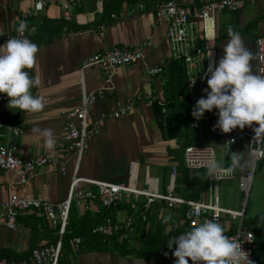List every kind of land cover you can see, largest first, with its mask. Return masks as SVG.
<instances>
[{"label": "crops", "instance_id": "1", "mask_svg": "<svg viewBox=\"0 0 264 264\" xmlns=\"http://www.w3.org/2000/svg\"><path fill=\"white\" fill-rule=\"evenodd\" d=\"M35 1L38 0H0V32L6 34L22 28L37 43L35 48L22 49L14 39L0 41V73L8 66L19 71V74H26L17 91L8 95L5 106L0 109V123L10 124L13 120L17 109L12 111L10 103L14 95L25 99L26 106L18 116L17 125L23 131L18 142L19 156L59 155L66 163V173L62 175L54 166L37 168L24 184H18L13 172L0 170V204L11 194L53 204H60L66 199L75 174V159L57 147L63 136V113L79 107L83 91H96L103 85L102 72L96 67L81 70V62L103 48L133 45L144 40L150 42L145 49L144 59L118 67L112 76V89L93 104L89 119L108 114L118 103H126L137 96L140 99L126 116L107 119L100 132L87 140L76 175L102 182L127 183L133 170L136 189H150L154 181L153 185L157 186L159 193L166 194L172 187V196L186 200L188 187L175 184V179L172 181L171 178L172 168L183 165V159L181 161L177 154L182 150V142L162 139L152 105L148 103L152 96L160 102L165 100L167 77L164 67L172 57L171 43L166 37L168 20L156 23L153 2L146 4L145 11L137 12L138 0H41L46 3L41 13L21 18L20 14ZM63 1L72 5L73 18L69 23L62 18L60 5ZM176 1L199 6L207 0ZM112 15H116L117 19ZM215 27L216 86L208 91L207 99L242 105L258 104L263 96L264 81L258 70L255 39L264 37V0L247 2L236 11L216 13ZM155 65L162 66L163 71L150 75L149 68ZM202 69L204 73L205 63ZM0 95L6 97V92ZM202 132L210 134L203 126L197 131L195 140ZM214 138L215 143L209 145L215 151L216 180L211 185L208 181L207 192L196 201L207 199L215 188L219 197L220 191H226V184L232 183L235 185V200L228 201L222 197L219 198L220 204L230 210H240L245 199L239 190V178L250 169V153L245 145H234L226 155L219 140ZM204 142L206 139L201 143ZM79 187L88 188L84 184ZM141 206L139 202L132 205V213L124 209L113 215L114 220L133 222L134 237L139 235L135 225L140 218ZM157 208L159 218L170 225L176 224L180 212L184 211L183 206L173 209L165 202H156L148 216ZM75 211L81 215L78 209L75 208ZM25 217L28 216L18 217L15 230L7 229L0 222V250H6L11 256L26 252L32 237L38 247L50 238L40 223L26 222ZM193 227L200 228L205 235H230L236 230L237 222L225 216L215 225L209 218H203ZM243 227L255 235L252 264H264V160L257 163L253 173ZM168 247L177 249L175 245ZM62 258L66 264H210L212 248L201 245L187 253L182 261L160 256L145 261L131 254L120 253L114 246L77 255L65 252Z\"/></svg>", "mask_w": 264, "mask_h": 264}, {"label": "built area", "instance_id": "2", "mask_svg": "<svg viewBox=\"0 0 264 264\" xmlns=\"http://www.w3.org/2000/svg\"><path fill=\"white\" fill-rule=\"evenodd\" d=\"M253 0H207L199 6L184 5L176 0H138L137 12L146 10V4L153 2V12L156 23L168 20L166 37L171 43L172 57L181 58L184 62L187 84V96L193 105L190 126L200 131L203 126L206 131L215 136L227 155L234 145H245L251 156V166L245 176L239 178V190L244 196L250 190L253 173L258 162L264 160V92L261 101L256 105H242L235 102H217L207 99L209 90L216 86L215 79V15L222 11H236L245 3ZM44 1L38 0L20 17L41 13L45 7ZM64 22L73 18L72 5L63 1L60 5ZM117 19L116 15H112ZM16 40L22 49L37 47L34 39L22 28L9 33L0 32V41ZM257 47L258 70L264 81V37L255 39ZM150 45L147 40L127 46L103 48L82 60L80 69L96 67L102 72L103 85L92 92L83 91L79 107L64 111L63 136L57 144L60 151L70 154L75 159V174L73 175L66 199L60 204L46 200L22 198L11 194L0 204V222L9 230L18 226V217L33 216L43 220L49 228L57 233L56 242L49 246L32 249L25 260H0V264H58L63 255V236L69 222L72 206L83 214L91 208L98 214L109 210L116 204L126 202L137 204L141 202L140 219L146 221L156 202H165L170 208L183 206V217L189 226H196L201 219L209 218L212 224L218 225L223 217L237 222L233 234H208L200 241L193 235L182 233L176 239V250L168 246L159 252V256L172 261H182L187 253L198 249L201 245L212 248L210 264H252L255 248V235L243 227L245 200L240 210H230L220 204L217 188L207 199L200 201L184 200L172 196L170 187L166 194L157 191V186L151 182L150 189L140 190L134 187L135 174L130 172L129 182L111 183L86 178H79L76 171L86 148V142L97 135L107 119H118L126 116L140 96L128 102L118 103L108 114L90 120L89 111L93 104L107 91L112 89V76L119 66L140 62L145 57V49ZM205 63L203 73L202 65ZM163 67L155 65L149 68V74L161 73ZM26 78L25 73L15 74L8 66L0 73V85L7 88L6 97L0 95V109L6 104L9 90L14 84H21ZM159 101L152 96L148 103L152 105ZM169 109L163 107L162 112ZM23 131L20 126L0 123V170L13 172L18 178V184H24L37 168L54 166L62 175L66 173V163L59 155L40 154L32 158L19 156L18 142ZM183 165L189 171L204 170L209 184L216 180V160L214 148L204 143L190 144L183 150ZM176 170L172 168L171 178L174 181ZM80 184L88 188L81 189ZM13 188V186H11ZM139 198H142L141 201ZM94 203V205H93ZM132 221L121 222L106 218L96 225L92 233L109 239L121 232L118 241L126 240L129 246L134 245L135 237ZM80 238L69 242L70 251L79 253ZM112 246V245H110ZM109 246V247H110Z\"/></svg>", "mask_w": 264, "mask_h": 264}, {"label": "trees", "instance_id": "3", "mask_svg": "<svg viewBox=\"0 0 264 264\" xmlns=\"http://www.w3.org/2000/svg\"><path fill=\"white\" fill-rule=\"evenodd\" d=\"M45 29V28H44ZM42 29L41 31H43ZM40 31V32H41ZM39 32V34H40ZM38 34V35H39ZM165 72L167 77V86L165 91V100L163 102L154 101L152 103V109L154 117L157 121V126L160 131L163 140L176 139L181 143V152L177 153L181 161L183 159V150L186 146L193 144L197 136V131L190 126V117L193 111V105L187 96V84L185 76L184 62L181 58L171 57L168 63L165 65ZM15 74H19V71L10 68ZM19 84H14L9 94L15 93ZM7 92V88L0 85V93ZM25 99L19 96H15L11 100V110L17 109L13 114V120L9 123L12 125H18V116L22 113L23 108L26 106ZM169 109L166 112H162V108ZM175 184L185 185L188 187L189 192L185 196L186 200H199L201 196L208 190V178L204 170L189 171L182 164L176 166ZM94 205V203H93ZM132 205L129 206L126 203H119L110 208L104 210L102 214H98L94 209H90L81 215H78L75 211V207L72 206L69 214V222L66 227V232L63 236V253L71 252L69 248V242L73 238H80L81 244L79 246L80 252L89 251H101L106 250L110 245L123 254H131L137 258L145 261L159 257V252L167 246L177 245L176 239L182 233H188L195 236L199 241L206 236L202 234L200 228L189 226L188 222L184 220L183 211L180 212V218L176 224H168L165 219L159 218V209L147 217L146 221L137 219L135 230L139 235L135 239L133 247L128 246L126 240L118 241L119 236L122 234L119 232L114 237L106 239L97 236L92 233L93 228L103 222L106 218H113L116 211L126 210L127 213H132ZM29 223H40L42 227L50 236L46 239L43 246H49L56 242L57 233L46 225L43 220H38L33 216L24 218ZM223 234V233H220ZM227 236L228 234H224ZM46 236V238H48ZM30 248L20 255L11 256L6 250H0V260H25L30 255L32 249L36 246L35 238H31ZM58 264H66L63 258H60Z\"/></svg>", "mask_w": 264, "mask_h": 264}, {"label": "rangeland", "instance_id": "4", "mask_svg": "<svg viewBox=\"0 0 264 264\" xmlns=\"http://www.w3.org/2000/svg\"><path fill=\"white\" fill-rule=\"evenodd\" d=\"M205 132H202V135L200 136L199 134V136H198V139H196V140H194L193 141V143H195V144H198V143H201V142H203V141H205V139H206V142H204V144H207V145H209L210 143L212 144V143H215V138H214V136H212V135H210V134H204ZM201 139V140H200ZM256 169V168H255ZM220 184V183H219ZM218 184V185H219ZM227 185V187H226V191L225 192H221L220 191V194H219V198H222V197H224L225 199H227L228 201H232V200H235V197H236V194H235V190H234V184H232V183H227L226 184ZM247 197H248V195L247 196H244V199H245V206H246V201H247ZM134 246V245H133ZM132 246V247H133Z\"/></svg>", "mask_w": 264, "mask_h": 264}]
</instances>
